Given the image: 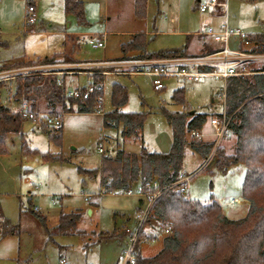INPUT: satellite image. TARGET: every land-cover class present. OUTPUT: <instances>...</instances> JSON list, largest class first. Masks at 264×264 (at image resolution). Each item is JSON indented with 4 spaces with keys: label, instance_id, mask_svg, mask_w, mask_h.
Masks as SVG:
<instances>
[{
    "label": "rangeland",
    "instance_id": "rangeland-1",
    "mask_svg": "<svg viewBox=\"0 0 264 264\" xmlns=\"http://www.w3.org/2000/svg\"><path fill=\"white\" fill-rule=\"evenodd\" d=\"M31 1L36 8V22L28 25L25 15ZM82 1L87 21L85 27L79 26L74 17L64 14L63 0H0V69L4 67L0 70L2 107L12 113L20 111L21 101L14 98L16 83L25 77L20 72L26 67L37 66L34 64L37 59L61 53L65 35L91 33L98 40L96 34L101 31L100 25L118 32L106 37L104 50L81 45L76 55L77 63L57 64L63 72H75L72 79L81 85L88 77L102 76H87L88 72L98 70L83 69L80 63L144 59L136 52L122 55L121 44L130 41L127 34L131 30L144 29L145 24V30L153 32L154 27L158 28L159 20L167 18L168 21L172 17L186 28L198 31L207 23L205 20L210 21L208 12L200 16L196 9L198 1L205 0H148L145 22L135 15L134 0ZM216 17L209 23L213 27L226 21L230 29L249 35L264 34V0H227L226 16ZM197 38L202 39L195 37L192 40ZM185 39V36L151 35L147 37L146 51L156 53L169 50L168 47L178 48ZM195 54L204 55L205 50L201 52L199 49ZM69 77L65 76L67 80ZM103 78L102 112L111 111L110 90L112 84L117 83L126 89L128 96L121 112L143 114L142 127L136 136H123V126L105 127L103 115L98 111L62 113L57 109L60 128L40 116L35 120L26 119L20 134L7 135L6 153L0 155V264H60L62 259L66 264H98L117 252L120 244L126 247L125 239L98 243L105 235L121 236L118 233L125 221L115 210L90 206L87 195L98 194L99 176L94 179L83 171L98 169L102 157L112 156L117 150L134 155H138L142 148L151 153H168L172 130L164 111L178 113L187 109L207 114L206 124L199 132L201 138L196 139L215 141V148L222 149L226 155L234 153L235 136L225 131L219 139L209 125L210 116L224 114V80L210 76L198 81L167 77L162 81V89L157 90L152 84L153 77L145 73ZM246 79L252 82L251 78ZM178 89L184 91V107L172 101V95ZM35 101L38 114L50 116L44 94H36ZM186 137L189 139L190 135ZM214 155L213 150L204 162L199 155L185 149L183 171L189 181L184 195L189 200L204 203L213 199L220 204L222 214L228 219H242L248 210V202L241 196L244 167L236 165L223 170L213 165L208 168ZM236 197L245 203L241 201V205L234 207L225 205ZM32 210L44 218L47 232ZM73 213L80 216L75 230L71 234H59V215ZM134 216L131 211L129 217L134 219ZM5 224L13 234L2 237ZM138 227L131 222L128 230L137 236ZM164 228L153 217L146 223L142 233L151 235L154 240L141 243L140 239L137 251L141 257H152L160 251L163 238L170 234H165Z\"/></svg>",
    "mask_w": 264,
    "mask_h": 264
},
{
    "label": "trees",
    "instance_id": "trees-1",
    "mask_svg": "<svg viewBox=\"0 0 264 264\" xmlns=\"http://www.w3.org/2000/svg\"><path fill=\"white\" fill-rule=\"evenodd\" d=\"M146 2L134 0V12L138 19H144ZM63 10L66 16L74 17L79 26H87L82 0H63ZM252 39L257 43L253 51L263 53L264 37ZM147 42L145 35L132 36L130 42L121 46L122 55L136 52L145 59L185 56L184 50L175 49L147 53ZM81 44L80 36L65 35L61 53L37 59L34 64L77 63L76 55ZM251 79L252 82L246 78H229L225 82L224 114L218 116L229 120L226 131L235 136L236 148L232 155L215 148V141L206 142L191 135L202 130L207 114L192 113L187 109L178 113L164 111L172 130L168 153H151L142 148L138 155H134L117 150L112 156H103L98 169L83 171L91 177L99 176V193L125 194L133 185L148 191L153 190L151 185L155 182L157 189L161 190L179 181L182 175L186 176L183 171L186 148L199 155L204 162L214 150L217 159L214 167L223 170L236 165L244 167L241 196L248 202V210L242 219H228L222 214L220 204L213 199L204 203L189 200L178 189L164 191L153 204L147 222L153 217L164 227L170 225V234L163 238L162 248L157 254L145 258L137 253L142 228L132 249L133 263L126 264H264V74ZM55 80L54 75L26 76L16 83L14 98L28 104L32 113H38L35 95L41 93L45 96L50 116L58 115V110L62 113L75 110L86 114L96 112L103 77L92 78L95 92L87 100L67 97L66 86H58ZM127 100L126 89L113 83L110 90L111 111L103 114V121L108 128L122 125V135L130 137L136 136L145 117L143 114L121 112ZM172 101L182 107L186 105L183 89L173 93ZM25 120L19 113H12L0 105V155L6 153V136L20 134ZM44 160H48L47 157ZM31 212L47 232L44 218L34 210ZM79 218L78 213L60 214L59 234H71ZM12 234L13 231L5 224L2 237ZM110 238L111 235H105L102 240Z\"/></svg>",
    "mask_w": 264,
    "mask_h": 264
},
{
    "label": "built area",
    "instance_id": "built-area-1",
    "mask_svg": "<svg viewBox=\"0 0 264 264\" xmlns=\"http://www.w3.org/2000/svg\"><path fill=\"white\" fill-rule=\"evenodd\" d=\"M199 12L206 13L213 11L217 16H226L227 0H205L198 2ZM28 25H33L36 22V14L33 6L28 5L27 14L25 15ZM26 24V25H27ZM206 35L213 36L214 40L220 45L219 49L204 54L201 56H179L160 59H139L136 61H122L110 60V61H96V62H83L79 66L83 69H96L98 71L88 72L87 76L99 75L106 77L107 75H124L129 76L136 73H145L146 75L153 77L152 84L157 89H162V81L167 77H182L189 81H198L201 77L210 76L215 79H221L226 82L229 78H252L255 75L264 74V52H254L253 49L257 47V43L252 39L251 35L243 33L239 30L230 29L227 26L226 21L222 23L221 30L219 32H213L209 29ZM104 37L105 35L102 34ZM87 45L93 49H104L105 40H95L93 36L87 40ZM141 68V69H140ZM66 71V70H65ZM75 72H63L58 69L57 64L49 65H37L24 68L20 74L22 76L33 75H54L56 78V84L58 86H66L65 94L69 98L87 100L92 94H94L95 86L92 83L91 78H87L86 82L77 85L72 79V75ZM69 75V79L65 78ZM104 83V82H103ZM103 83L101 85L103 94ZM97 98V110L102 112L101 104L103 102V95ZM224 98V94L222 95ZM24 119L33 120L37 117H46L49 124H55V128L61 127L59 116H49L45 114L32 113L30 106L24 102H21L20 111L18 112ZM229 120L224 116H213L209 119V125L215 131L217 138H221L226 131ZM194 137L201 138V135L191 134ZM102 152V149L99 150ZM189 181V177L182 175L179 181L167 186L164 189L158 190L157 184L152 183L151 188L153 190L144 191L141 186L130 189L126 195H138L142 198V205L140 212L137 214L136 219L138 221L137 236L133 239L131 247L125 256L126 263H133L132 249L137 242L139 232L147 223L148 217L151 215L152 206L160 195L167 190L178 189L183 193L186 191V183ZM239 203L237 199H233L226 203V206H235ZM170 225L163 229L165 234L170 233ZM148 240V239H147ZM146 240V242H147ZM140 241V240H139Z\"/></svg>",
    "mask_w": 264,
    "mask_h": 264
},
{
    "label": "crops",
    "instance_id": "crops-1",
    "mask_svg": "<svg viewBox=\"0 0 264 264\" xmlns=\"http://www.w3.org/2000/svg\"><path fill=\"white\" fill-rule=\"evenodd\" d=\"M147 2H148V0H147ZM147 2H146V10H147ZM198 2H200V1H198ZM28 5L33 6L34 9L36 10L32 1L28 2ZM197 5H198V3H197ZM132 7L134 10V1H133ZM196 9H198V6H196ZM146 10H145L144 19H141V20H144V22L146 21ZM198 13L200 14V16H202V15H205L207 12L201 14L198 10ZM216 16H217V14L215 12L208 11V17L207 18L210 19V21L213 19H216L217 18ZM205 21L207 23L203 22L204 24L201 26L202 29H200L198 31H194V30L186 28L185 25H183L181 22H179L175 18L171 17L168 19V21H167V18L159 20V22L157 24L158 28L156 29V27L153 26L154 27L153 32H147L145 30V24H144V26H143L144 29L140 28L138 30H131L130 32H128L127 35H129L130 40H131L132 36L138 35V34L139 35H141V34L145 35L146 37H151V35H155V34H159L160 36L171 37V38H178L180 36H183V37L185 36L186 39H185L184 44H181L182 46L180 45L178 48H169L168 47V49L169 50H174V49L175 50H184L185 56H188V57L198 55L195 53L199 49L201 50V52H204V50H205V54H208V53H211V52L218 50L220 45L218 44V42H216L214 40L213 36L206 35V33L209 29H211L213 32H219L221 30L222 24L216 25L215 27H213L209 24L210 21L209 22L207 20H205ZM224 22H222V23H224ZM99 29H101V31H99L98 34H96V36L99 37V39L105 40L107 36L112 35L114 33L115 34L118 33L117 31H113V30H109V29L106 30L103 25L102 26L100 25ZM102 34H104L105 36L103 37ZM78 36H80L82 39L81 45L87 46V40L89 37L93 36V34L82 33V34H78ZM256 36H263L264 37V34L251 35V37H256ZM195 37H202V39L199 40V38H197V40H192ZM128 42H130V41H126L124 44H127ZM105 45H106V40H105ZM121 45H123V44H121ZM214 46H215V48H214ZM170 47H174V46H170ZM47 57H49V56H47ZM97 177H98V175L94 176L92 178L95 179ZM98 182H99V177H98ZM91 196L92 195H87L88 203L90 204V206L97 207V208L102 206L104 208H109V209L115 210V212L117 214H121L122 218L125 221V225L122 226L121 232L118 233V234H121V236L113 234V236L111 235L112 238L106 239V240H101L98 243L100 244V243L106 242V241H111V240L119 241L121 239H125L126 247L125 246L123 247L120 244L119 250L117 252H115L113 255L110 254L108 257H106V259L99 262L98 264H126L125 256L131 247V243H132L133 239L136 237V234L134 235L132 230H128V225L132 222L138 226L139 223L136 219V216L141 211L140 207L142 205V198L138 195L101 194V193H99V189H98L97 195H93L92 197ZM114 197H118V198L115 199ZM93 198H95L96 200H94ZM233 199H237L239 202L243 201V200L240 201L239 197L238 198L236 197ZM241 203H238L235 206H239V205H241ZM243 203H245V201H243ZM131 211H133L135 213L134 219L129 217V213ZM89 212L91 214V210H89ZM144 228H145V226L143 227V230H144ZM140 239H142L141 243H149L150 240L151 241L154 240V238L151 235H144V234L141 236ZM146 240H147V242H146ZM137 253L139 254V251H137ZM60 264H66L65 260L62 259L60 261Z\"/></svg>",
    "mask_w": 264,
    "mask_h": 264
},
{
    "label": "water",
    "instance_id": "water-1",
    "mask_svg": "<svg viewBox=\"0 0 264 264\" xmlns=\"http://www.w3.org/2000/svg\"><path fill=\"white\" fill-rule=\"evenodd\" d=\"M193 113V112H192ZM217 159L214 157L213 161L211 162V164L208 166V168L212 167L213 165H215Z\"/></svg>",
    "mask_w": 264,
    "mask_h": 264
}]
</instances>
